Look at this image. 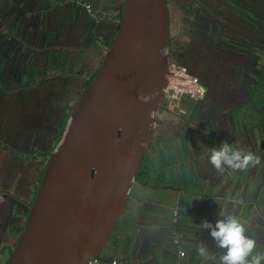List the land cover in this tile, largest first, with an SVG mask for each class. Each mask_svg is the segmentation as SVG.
I'll return each mask as SVG.
<instances>
[{"label":"crops","instance_id":"0c3cea01","mask_svg":"<svg viewBox=\"0 0 264 264\" xmlns=\"http://www.w3.org/2000/svg\"><path fill=\"white\" fill-rule=\"evenodd\" d=\"M77 1L90 3L95 15L86 12L84 3L72 0H0V197H3L0 202V264L19 236L18 229L24 223L31 197L24 195L16 178L7 181L8 163L2 149L6 145L2 141L8 133H15L9 132L6 123L14 124L11 129L15 130L13 114L16 108H8L6 102H11L10 94L14 88L37 86L42 81L54 79L51 76L58 70L55 61L57 67H61V78L81 79L80 69H68L71 64H82L80 58L72 56L70 35H82L83 46L75 48L81 50V54L87 50L94 57L90 72L93 71L103 58L101 52L105 49V40L118 23L123 3V0ZM101 11L105 12L103 19L99 18ZM262 13L261 17H264V11ZM86 15L97 26L88 27ZM261 22L257 34L264 35ZM95 27L99 33L95 32ZM104 27L108 32L101 35ZM244 72L252 77L249 70ZM227 114L229 119L220 130L213 124L211 129L197 133L194 142L185 137L186 149L182 148L177 137L171 139L167 132L156 138L165 143L173 142L174 158L166 166L157 164L156 160L148 163L152 183L134 182L114 231V240L108 245L106 262L202 264L197 252L200 241L208 244L214 253L218 254L220 250L213 245L209 231L198 230L197 225L205 220L214 224L220 218V212L236 215L246 226L248 234L256 239V250L264 251V160L259 152L264 156V114L259 112L258 117L263 119L259 123L255 122V112L251 116L230 111ZM222 142L258 154L261 163L255 167L250 165L246 170L226 167L221 177L215 173L212 175L205 159H209V150ZM7 145L6 149L14 154L10 162L18 163L20 145L16 142ZM151 155L155 154L151 152ZM163 157H168L166 152ZM156 166L158 169L154 171ZM173 210L177 211L176 222H173ZM176 228L182 233L178 244L173 242ZM180 249L185 253L183 257L179 255Z\"/></svg>","mask_w":264,"mask_h":264},{"label":"water","instance_id":"95a60500","mask_svg":"<svg viewBox=\"0 0 264 264\" xmlns=\"http://www.w3.org/2000/svg\"><path fill=\"white\" fill-rule=\"evenodd\" d=\"M167 0H123L112 41L59 131L3 264H90L130 198L169 76ZM155 93L150 103L139 94Z\"/></svg>","mask_w":264,"mask_h":264},{"label":"rangeland","instance_id":"374dc122","mask_svg":"<svg viewBox=\"0 0 264 264\" xmlns=\"http://www.w3.org/2000/svg\"><path fill=\"white\" fill-rule=\"evenodd\" d=\"M244 1L245 2L241 3L239 0H235V3H240V7L244 5V8L239 7L238 9L228 7V5L230 6V2H234V0H202L199 4H197V6L200 7V15L203 14V18L205 19L224 11L225 15H227L226 28L224 29L225 32H230V36H234L236 39L240 37L242 40L241 43L246 44V46L249 47V52H245L244 50H240L238 48H232L228 44H222V42L218 44V37L223 36V31H220L221 35H218L217 31H214L212 35H210L207 26L208 20L203 23L202 28L196 29V27H193V25L189 23L193 18L191 17L192 13H190V16L187 18V23L184 24L181 23L180 19V15L182 17V13L174 12L172 15L171 34L175 38L174 41L178 39V32L181 27L183 31L181 35L182 37L184 36V38H180L181 42L187 47V54L190 53L189 56L185 57L188 60V62L185 63V66L192 69L197 76L207 79L211 85L210 95L212 100L205 99V101H207L205 105L207 106H210L211 104V107H215L217 105L221 108V105H226L233 99L237 101L241 100L242 102L247 98V92H249V90L251 96H256L258 94L257 91L259 89L258 87L260 81L258 77L255 78L253 76V68H251L252 66L250 67V65L254 63V58H256L255 60L258 65L259 62L261 63L264 60V52H262L264 48V46H262L264 38L260 33V35L257 34L259 30L255 28V25L259 24L260 21H262L264 25V17L260 18V16L263 15L262 12L264 11V0ZM87 4L90 6L89 8L86 7V12L94 16V7L88 2ZM219 4H221V6L218 7ZM249 11L253 13L254 22L245 16H248L247 12ZM100 13L101 15L99 18L103 19L105 12L101 11ZM242 15L248 21H245L247 23L246 30L239 25V20H242ZM196 21L198 22V20ZM102 22H104L103 24H106L104 20ZM104 29L105 30H101V35L107 34L108 29L105 27ZM95 32L99 33L100 31L95 29ZM249 35L256 36V39L253 40L254 37L251 38ZM199 37H203L204 40L210 44V49L204 50V48H202V51L199 49H195V51H188L189 47L193 45H196V47H203V45H197L200 41ZM69 40L71 53L74 54H72V56H74V58H80L82 60V64H71V66H68V69H80L82 75H88V72L92 68L91 63L94 57L88 54L87 50L83 51L86 53L81 54V50L75 48L83 46L82 35H70ZM259 42H261V46L258 45ZM106 52L107 48L104 53L106 54ZM101 53H103V51ZM176 58L171 57V62L177 63L178 60ZM70 60L72 62L73 58L70 57ZM57 65V62L55 61L54 66L58 70L54 71L51 76L54 77V79L51 81H42L41 84L37 86L26 85L21 88H14L12 94H10L13 97V100L11 97V102H6V105L8 104V108H13V106L16 108L15 113L13 114L15 118V130L14 128L11 129L14 124L6 123L10 129L9 132L15 131V133H8L2 141L6 145L5 147H3V145L2 149L5 152L4 156L6 157L8 163L6 171L9 177L7 181L9 179L16 178L17 183H19V185L21 184L23 188L25 187V182H27L32 175H34V169L36 165L39 164L37 160L33 159V153L37 150L50 148L52 144L51 137L54 131L53 126L56 124L58 119L64 115L65 106L68 105V103L73 102L76 93L81 89L80 87L78 88V85L80 86L78 78H61L59 76L61 75V73H59V71L61 72V67H57ZM239 67L242 69L250 68L252 77L247 75L246 72H244V74H246L244 77H240ZM258 68L259 66L257 67V70ZM255 99L256 97H253V100ZM217 111L219 113L221 110L218 109ZM242 112H244L243 109L240 110V113ZM261 112L264 114V111ZM232 113L236 112L233 110ZM193 121L194 120L192 119L191 123L193 126L200 123V121H194V123ZM176 125L177 120L170 116L169 119H166V122H164L162 127H158L155 135L161 136L165 132L172 134L170 128ZM13 142L18 143L21 148L19 162L14 164L10 162L14 156V154H12L13 151L6 149V147H9L7 144H11ZM259 152L262 154V160H264L263 153L261 151ZM38 160H41V158H38ZM159 163L160 162L157 161V164ZM157 169L158 166H156L153 170L157 171Z\"/></svg>","mask_w":264,"mask_h":264},{"label":"flooded vegetation","instance_id":"af4514ba","mask_svg":"<svg viewBox=\"0 0 264 264\" xmlns=\"http://www.w3.org/2000/svg\"><path fill=\"white\" fill-rule=\"evenodd\" d=\"M201 1L202 0H167L168 11H169V28H170V35H171V42H170L171 57L172 58L177 57L176 58L178 60L177 63L179 65H185V63L188 62V60L185 57L190 55V53L187 54V52H186L187 47L181 42V39H180V38H184V36L182 37V35H181L183 33L182 28L181 27L179 28V32H178L179 37H177L178 39L176 41H174L175 38L171 34V30H172L171 29V27H172L171 26V19H172V15L174 12L175 13H178V12L182 13V17L180 15V19H181L182 24L187 23L186 22V21H188L187 18L190 16V13H192L191 17H193V18L191 19V21L189 23H191L193 25V27H196V29L202 28L203 23H205L208 20L207 26H208V30H209L210 35H212V33L214 31H217L218 35H221L220 31H223V34H222L223 36L218 37V40H217L218 44H220L222 42V44H228L232 48H238L240 50H244L245 52L246 51L249 52L248 51L249 47H247L246 44L241 43L242 40L240 39V37L238 39H236L234 36H230L231 35L230 32L229 33H227V31L225 32L224 29L226 28L227 15H225L223 10H222L223 11L222 13L221 12L217 13L216 15L209 17L208 19L203 18V14L200 15L201 14L200 13V7H198L197 4H199ZM223 1H225V0H223ZM239 1L241 3L245 2L244 0H239ZM219 6H221V4H219L218 7ZM228 7H230V8L233 7V8L238 9L240 7V3L238 2V4H237V3H235V0H234V2H230V6L228 5ZM242 7L244 8V5ZM242 7H240V8H242ZM247 13H248V16L247 15H245V16L254 22L253 13L251 11H249ZM260 18H261V16H260ZM241 19L242 20H239L240 21L239 25L243 29L246 30V25H247L246 22H248V21L245 19V17L243 15H242ZM196 20H198V22ZM203 20H205V21H203ZM85 23H87L88 27H91V28L94 26H97L92 20H90V18L87 15L85 16ZM96 28L97 27H95V29ZM255 28H257L259 30L260 24L255 25ZM263 28H264V25H263ZM115 30H116V27L112 28L109 31L108 35H111L113 37ZM263 32H264V29H263ZM111 36L105 41L110 40ZM249 36L251 38L254 37L253 40L256 39V36H254V35H249ZM199 38H200V41L197 45H203V47H196V45H193V46L189 47L188 51H192V50L195 51V49H199L200 51H202V48H204V50L210 49L209 48L210 44L207 41H205L203 37H199ZM183 42H184V40H183ZM258 45L261 46V42H259ZM106 48H108L107 45H105V49L103 50V53H102L103 58L106 56V54L104 53ZM231 51H233V50H231ZM255 59L256 58L253 59L254 63L251 64L250 67L252 66L251 68H253V70H252L253 76L255 78H257L260 76V73H259L260 68H258V70H257L258 63L256 62ZM96 68L97 67H95V69ZM95 69H93V71H91V72L89 71L88 75L83 74L82 76H79V77H81V79L78 80V82H80V86L78 85V88L80 87L82 89L85 86V83L88 82V79L90 78L91 74L94 72ZM244 70L245 69H242L239 67L240 77H244ZM247 70H249V74H250L251 69L247 68ZM188 71L191 74L196 75L192 69L188 68ZM79 72H81V71H79ZM199 79H200V82L202 84L203 90H202L201 94H199L198 96H193L191 93H186V94L179 96L176 102L169 101L166 97L164 98V104H163V107L161 108V111H160L159 119H158V122L156 125V130L158 127L159 128H160V126L162 127L164 122H166V119H169V117L171 116L177 120V125L170 128V130L172 131V134H170L171 139H174L175 137H177V139H179V141H180L181 138H183V137L187 138L188 137L189 142H194L193 137L197 133H199L200 131H205V130L211 129L213 124H215L216 129L220 130L222 128V126H224V124H225L224 122H226L229 119V115L227 113H229V111L232 112L233 108L235 106L242 105L241 100L237 101L234 99L226 105H221L222 106L221 108H219L217 105L215 107H211V104H210V106L205 105V103L207 102V101H205V99L206 100H208V99L212 100L211 99L212 97L210 95L211 94V85L207 79H203V77H201V76L199 77ZM81 89L76 93V96L74 97L73 102L68 103V105L71 106L74 103V101L76 100ZM64 109H65L64 115H62L58 119L56 124L53 126L54 131H53L52 137H51L52 144H51L50 148L49 149H43V150H37L35 153H33V159L37 160L39 162V164L36 165V167L34 169L35 170L34 175H32V177L27 182H25V185H24L25 187L22 188L24 195L31 196L29 199V202L27 203V207L31 203V200L34 197L38 182H39V180L43 174L44 168L46 166V163H47V160L49 157V152L55 143L56 139L54 138V136L56 134V130H57L60 122L62 121L63 117L66 116L67 109H66V107ZM203 109H206V110H203ZM218 109L221 110L219 112L220 114L217 111ZM192 119L194 121H200V123L196 126H193V124L191 123ZM194 121H193V123H194ZM156 130H155V133H156ZM157 137L158 136H156L154 134L151 141L157 140L156 139ZM158 139H159V137H158ZM263 144H264V142H263ZM176 146L177 145L175 144V147ZM150 151L153 152V149H151ZM183 154H184V159H186L187 158L186 154L184 152H183ZM38 158H41V160H38ZM205 161H208L207 164L210 165L212 175H213V173H215V175L218 177L222 176V173L220 171H217L209 163V159H205ZM168 169L169 168H165V170H168ZM106 254H107V249L103 252V257H105Z\"/></svg>","mask_w":264,"mask_h":264},{"label":"clouds","instance_id":"9594fccd","mask_svg":"<svg viewBox=\"0 0 264 264\" xmlns=\"http://www.w3.org/2000/svg\"><path fill=\"white\" fill-rule=\"evenodd\" d=\"M155 93L139 94L137 99L142 103H150ZM209 163L220 172L225 168L246 170L250 165L255 167L261 163L259 155L250 150L233 148L227 142L210 150ZM3 202V197H0ZM220 218L213 224L207 220L197 225L198 230H208L213 245L220 250L214 253L208 244L200 241L197 252L202 264H262L264 251H257V241L248 234L246 226L232 213H221ZM183 257L185 253L179 252Z\"/></svg>","mask_w":264,"mask_h":264},{"label":"trees","instance_id":"16d2710c","mask_svg":"<svg viewBox=\"0 0 264 264\" xmlns=\"http://www.w3.org/2000/svg\"><path fill=\"white\" fill-rule=\"evenodd\" d=\"M72 1H75V2L80 3V4L87 3V2H83V1H77V0H72ZM119 15H120V13H119ZM117 27H118V23L116 25V28ZM262 37L264 38V35H262ZM111 41H112V38L110 40H108V41H105V43H106L105 45L109 46ZM262 46H264V43H262ZM262 52H264V48H263ZM259 68H260L259 69L260 70L259 71L260 76L258 77V79H259L260 82H259V87H258L259 89L257 91L258 94L256 96L255 95L251 96L250 95V90H249V92H247L248 93L247 100L244 103H242V105L235 106L234 109H233L234 112H240V110L243 109L244 112H242V114L243 115H247L248 114L249 116H251L252 113L255 112L256 113L255 115H257V117L255 119L256 123H259V122L263 121V119L261 117H258V115H259V112L264 111L263 110L264 109V60L261 63L259 62ZM95 71H96V69L91 74V76L88 79V81L93 77ZM86 83H85V85H86ZM247 91H248V89H247ZM251 94H253V93H251ZM253 97H256V99L253 100ZM65 107H66L67 113H68L70 108H71V106L70 105H66ZM67 113H66V115H67ZM65 118H66V116L63 117L62 121L60 122V124H59V126H58V128L56 130V134L54 136L55 139L58 136V133H59L64 121H65ZM180 143H181L182 148L186 149L187 144H186V138L185 137L180 139ZM160 144H164V146L160 145ZM173 145H174L173 142L172 143H165L162 139H160L159 141L158 140H152L150 145H149V147H148L147 152L145 153V155H144V157L142 159V162H141V165L139 167V170H138V172H137V174L135 176V182L139 183V184L143 183L144 185L152 183V180H150V178H152L151 177V171H150L151 167H149L148 163L151 162V161L153 162V161L157 160V161H159L162 164V166L163 165H165V166L166 165H170L171 164V160H173V158H174V148H173L174 146ZM151 149H153V153L155 154L153 157L151 155V152H152V151H150ZM164 152H166L168 157H163ZM120 220H121V218H120ZM120 220H119V222H120ZM119 222L117 223L114 231L118 227ZM114 231H113V233L111 235V238H110L109 242L107 243V246H106L105 250L108 249V245H110L112 240H114Z\"/></svg>","mask_w":264,"mask_h":264},{"label":"built area","instance_id":"2783aa9c","mask_svg":"<svg viewBox=\"0 0 264 264\" xmlns=\"http://www.w3.org/2000/svg\"><path fill=\"white\" fill-rule=\"evenodd\" d=\"M84 5L85 8H89L90 6L87 3H85ZM167 79L168 80L167 86L165 88V97L172 102H176L179 96L186 93H191L193 96H198L203 90L199 77L197 75L191 74L185 65H179L178 63L170 62L169 76ZM176 219L177 211L173 210V222H176ZM173 234V242L178 244V242L182 238V233L176 228ZM180 251L183 250L180 249L179 252ZM90 264H115V262L112 261L110 263H105L99 260H93Z\"/></svg>","mask_w":264,"mask_h":264}]
</instances>
